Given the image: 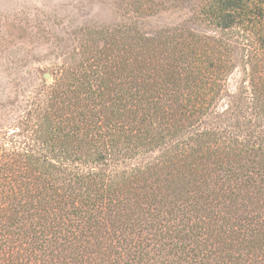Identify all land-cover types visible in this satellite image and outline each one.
<instances>
[{"label": "trees", "instance_id": "trees-1", "mask_svg": "<svg viewBox=\"0 0 264 264\" xmlns=\"http://www.w3.org/2000/svg\"><path fill=\"white\" fill-rule=\"evenodd\" d=\"M196 1L148 35L178 0H115L0 125V264H264V0Z\"/></svg>", "mask_w": 264, "mask_h": 264}, {"label": "rangeland", "instance_id": "rangeland-1", "mask_svg": "<svg viewBox=\"0 0 264 264\" xmlns=\"http://www.w3.org/2000/svg\"><path fill=\"white\" fill-rule=\"evenodd\" d=\"M179 3L175 10L140 19V30L153 35L185 25L208 33L197 20V1ZM117 4L115 0H0V106H5L6 119L2 127L18 117L30 99L43 95L56 67L74 52L82 30L114 29L127 22ZM46 74L51 78L46 80ZM243 78L237 69L228 79L227 92L217 107L220 114L235 102Z\"/></svg>", "mask_w": 264, "mask_h": 264}, {"label": "water", "instance_id": "water-1", "mask_svg": "<svg viewBox=\"0 0 264 264\" xmlns=\"http://www.w3.org/2000/svg\"><path fill=\"white\" fill-rule=\"evenodd\" d=\"M51 78V76L49 75V74H46L45 75V79L47 80V79H50Z\"/></svg>", "mask_w": 264, "mask_h": 264}]
</instances>
